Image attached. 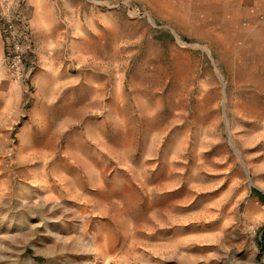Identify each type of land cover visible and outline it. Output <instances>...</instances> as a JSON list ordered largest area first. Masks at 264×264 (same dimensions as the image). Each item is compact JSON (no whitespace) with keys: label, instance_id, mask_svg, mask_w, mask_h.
Returning <instances> with one entry per match:
<instances>
[{"label":"rangeland","instance_id":"374dc122","mask_svg":"<svg viewBox=\"0 0 264 264\" xmlns=\"http://www.w3.org/2000/svg\"><path fill=\"white\" fill-rule=\"evenodd\" d=\"M204 10L0 1V264H264V38Z\"/></svg>","mask_w":264,"mask_h":264},{"label":"crops","instance_id":"0c3cea01","mask_svg":"<svg viewBox=\"0 0 264 264\" xmlns=\"http://www.w3.org/2000/svg\"><path fill=\"white\" fill-rule=\"evenodd\" d=\"M202 5L209 17L236 24L241 35L264 38V0H202Z\"/></svg>","mask_w":264,"mask_h":264},{"label":"built area","instance_id":"2783aa9c","mask_svg":"<svg viewBox=\"0 0 264 264\" xmlns=\"http://www.w3.org/2000/svg\"><path fill=\"white\" fill-rule=\"evenodd\" d=\"M0 64L7 68L15 80H24V62L21 47L18 42H14L9 46L7 54L3 57Z\"/></svg>","mask_w":264,"mask_h":264},{"label":"trees","instance_id":"16d2710c","mask_svg":"<svg viewBox=\"0 0 264 264\" xmlns=\"http://www.w3.org/2000/svg\"><path fill=\"white\" fill-rule=\"evenodd\" d=\"M252 194L258 198V200L262 203H264V196L258 192L257 190H252ZM258 244L260 245L261 252L264 250V234L261 236Z\"/></svg>","mask_w":264,"mask_h":264},{"label":"bare ground","instance_id":"6f19581e","mask_svg":"<svg viewBox=\"0 0 264 264\" xmlns=\"http://www.w3.org/2000/svg\"><path fill=\"white\" fill-rule=\"evenodd\" d=\"M151 137V136H150ZM193 146V145H192ZM19 156V155H18ZM60 169V168H59ZM61 174V173H60ZM59 175V174H58ZM62 177V176H61ZM82 215V214H81ZM50 230V229H49ZM55 232V231H54ZM56 234V233H55ZM147 234V233H146ZM87 237H85L86 239ZM83 239V238H82ZM88 245H90V243H88ZM92 245V244H91Z\"/></svg>","mask_w":264,"mask_h":264}]
</instances>
